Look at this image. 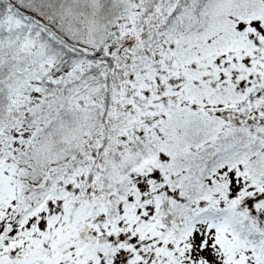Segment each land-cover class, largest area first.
Here are the masks:
<instances>
[{
  "label": "snow or ice",
  "instance_id": "obj_1",
  "mask_svg": "<svg viewBox=\"0 0 264 264\" xmlns=\"http://www.w3.org/2000/svg\"><path fill=\"white\" fill-rule=\"evenodd\" d=\"M0 264H264V0H0Z\"/></svg>",
  "mask_w": 264,
  "mask_h": 264
}]
</instances>
